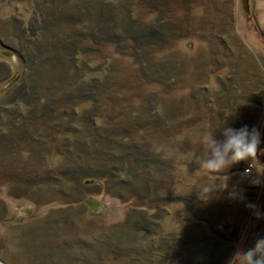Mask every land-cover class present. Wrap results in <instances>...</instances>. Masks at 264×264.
Here are the masks:
<instances>
[{
    "label": "rangeland",
    "instance_id": "374dc122",
    "mask_svg": "<svg viewBox=\"0 0 264 264\" xmlns=\"http://www.w3.org/2000/svg\"><path fill=\"white\" fill-rule=\"evenodd\" d=\"M77 4L86 8L91 24L109 19L108 41L84 57L100 68L90 77L107 76L115 90L101 105L104 118L93 135L140 129V155L150 154L151 162L140 180L159 188L153 197L157 208L149 211L154 217L145 215L142 225L149 231L136 232L131 209L138 202L123 200L131 195L118 179L107 180L106 190L96 181L84 187L55 183L56 166L70 171L86 157L55 158L56 148L43 155L38 142L36 158L0 157L9 164L6 172L0 169V264H232L233 257L242 264V252L264 237V176L254 182L264 173V0H0V103L12 100L25 82V66L13 51L24 50L33 34L42 38L46 21L72 20L68 12ZM157 20L166 24V48H155L154 61L142 68L130 57L134 34L124 32ZM35 84L42 90L43 82ZM243 126L259 133L257 158L223 172L200 169L203 146L212 137L223 140L224 128ZM91 160L105 166L100 155ZM249 164L253 168L246 173ZM19 169L28 174L17 175ZM46 170H52L47 185L33 186ZM166 183L170 188L161 191L159 184ZM208 186L215 187L211 198L201 199ZM245 201L253 210L234 245L226 230L234 226L233 236L241 227L235 221Z\"/></svg>",
    "mask_w": 264,
    "mask_h": 264
},
{
    "label": "trees",
    "instance_id": "16d2710c",
    "mask_svg": "<svg viewBox=\"0 0 264 264\" xmlns=\"http://www.w3.org/2000/svg\"><path fill=\"white\" fill-rule=\"evenodd\" d=\"M61 8L57 11L65 13ZM85 10L86 8L77 4L68 12L70 14L68 17H72V20L54 21V24L51 22L49 24L46 21L42 38L33 34L27 38L28 42L24 50L13 51L24 64L27 74L25 82L21 80L19 86L15 88L16 92L12 100L6 98L0 103V157L8 158L17 155L36 158L38 150L35 145L38 142L43 145V149H41L43 155L45 149L54 150L56 148L58 151L55 152V158L64 160V157L68 156L74 159L80 157L79 159L84 160L82 157L85 156L87 161L80 165L79 161L77 164L71 165L70 171L58 169L61 164L55 167L56 173L53 177L49 174L52 170L43 171V180L37 179L33 186L47 185L50 181L49 177H52V181H57L55 183L63 182L71 186L76 184L84 187L90 184V181H96L102 189L106 190L109 185L107 180L118 179V186L125 188L124 190L131 195L123 200L138 202L131 209L136 215V219H133L132 226L129 227L139 233L148 232L149 230L142 224L145 222L146 216L154 217L149 211L154 212L157 208L155 203L157 199L153 197L155 190L159 188L153 186L148 180H140V174L145 173L146 170L149 171L148 165L151 164L148 161L150 154L140 155V148L136 142L140 129L136 130L135 127L136 131L131 133L126 128H122L116 129L114 132L103 131L99 137L93 135L95 133L93 131H99L98 122L104 118L101 105L106 98L115 95L113 94L115 90L107 76L102 79L90 77L91 73L99 71L100 68L94 69L90 65V59L85 60L84 58L91 54L94 46L101 47L108 41L104 37L107 33L105 30L109 28V19L104 18L102 21L99 18L91 24L88 22L91 17L86 16V12H83ZM88 11L90 10L88 9ZM90 25H93V28ZM165 25L162 24V21L157 20L156 24L152 26H142L140 29L138 27L137 30L130 29L132 26L127 28L124 33L134 34L131 39L135 46L132 55L125 54V56L133 57L135 63L141 61L139 63L141 67L146 66L147 68V65L154 61L151 56L159 49L166 48L164 44L168 38L166 30L163 29ZM59 27L63 29L69 27L75 30L74 33L69 34L61 32ZM51 31L54 35L49 34ZM107 38L111 43H114L115 40L112 36H107ZM115 43L117 42L115 41ZM171 79L173 82L174 77ZM36 81L43 82L42 90H37L38 87L34 86ZM169 85L170 83L167 87H170ZM31 94H34L35 97ZM250 102L256 104L254 101ZM84 105H89V107L82 110ZM156 106L158 105H153L150 108L149 115L153 118L158 115L155 110ZM262 114H264V109ZM149 124L151 123L147 120L146 126ZM96 155H100L101 160L105 163L103 168H99L91 160V157ZM44 158L47 157L44 156ZM86 162L89 163L86 164ZM0 165V169L3 168L5 172L9 170L8 159L6 164L2 162ZM18 171L17 175L20 176L23 173L28 174V170L23 172L22 169H19ZM3 175L6 176L7 173ZM34 175L38 177V174ZM168 184L166 183L164 186L159 184L162 186L160 187L161 191H166L171 185ZM255 188L258 191L259 186ZM141 192L144 193L142 196L139 195ZM115 197L122 199L124 196L119 194ZM164 198L167 203H170V198L168 199L166 196ZM150 204H155V206ZM227 205H233V202ZM241 209L242 211L239 212V217L235 221L241 227L233 236L231 230L234 232V226H229V229L226 230L227 238H230L229 240L234 242V245L239 240L241 231L247 225L253 210L246 201ZM151 249L154 251L156 248L152 247ZM157 250L163 251L162 249ZM207 256L211 257L209 254ZM213 262L215 261L210 260L209 264ZM199 264H204V261Z\"/></svg>",
    "mask_w": 264,
    "mask_h": 264
},
{
    "label": "clouds",
    "instance_id": "9594fccd",
    "mask_svg": "<svg viewBox=\"0 0 264 264\" xmlns=\"http://www.w3.org/2000/svg\"><path fill=\"white\" fill-rule=\"evenodd\" d=\"M222 135L223 140L212 137L203 146V150L198 157L200 169L211 173L223 172L241 161L247 162L252 158H257L261 141L255 128L250 131L247 126L240 129L226 127L222 130ZM260 176H264V173L256 175L257 179L254 182L259 183ZM226 187L225 182L223 189ZM214 190V186L204 187L199 193L200 198L205 200L211 198V193ZM237 254H241V252ZM242 256V264H264V237L258 238L255 246L243 251ZM232 264H237L234 257L232 258Z\"/></svg>",
    "mask_w": 264,
    "mask_h": 264
},
{
    "label": "built area",
    "instance_id": "2783aa9c",
    "mask_svg": "<svg viewBox=\"0 0 264 264\" xmlns=\"http://www.w3.org/2000/svg\"><path fill=\"white\" fill-rule=\"evenodd\" d=\"M251 168H253V166L249 164L248 167L245 168V172L248 173Z\"/></svg>",
    "mask_w": 264,
    "mask_h": 264
},
{
    "label": "water",
    "instance_id": "95a60500",
    "mask_svg": "<svg viewBox=\"0 0 264 264\" xmlns=\"http://www.w3.org/2000/svg\"><path fill=\"white\" fill-rule=\"evenodd\" d=\"M5 51H7V50H5ZM9 52V51H8Z\"/></svg>",
    "mask_w": 264,
    "mask_h": 264
}]
</instances>
